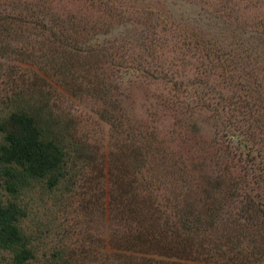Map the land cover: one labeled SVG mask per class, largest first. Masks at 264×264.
Here are the masks:
<instances>
[{
  "label": "rangeland",
  "instance_id": "1",
  "mask_svg": "<svg viewBox=\"0 0 264 264\" xmlns=\"http://www.w3.org/2000/svg\"><path fill=\"white\" fill-rule=\"evenodd\" d=\"M0 20V121L18 109L41 115L66 130L76 157L54 189L31 181L20 194L37 262L147 264L154 251L141 259L132 253L140 246H121L145 223L130 202L145 211L153 193L169 213L209 207L233 109L258 91L264 98V0H0ZM260 112L237 119L259 127ZM246 180L241 196L217 194L224 206L209 239L242 227L240 201L264 195L263 179ZM114 190L128 191L122 217Z\"/></svg>",
  "mask_w": 264,
  "mask_h": 264
},
{
  "label": "trees",
  "instance_id": "2",
  "mask_svg": "<svg viewBox=\"0 0 264 264\" xmlns=\"http://www.w3.org/2000/svg\"><path fill=\"white\" fill-rule=\"evenodd\" d=\"M84 35L88 36V31L87 34H80ZM77 38L71 41L63 39L66 41L64 45L78 52L80 43ZM261 92H256L249 100H243V105L233 109L235 114L231 115L236 118L233 121L235 128L228 132L232 144L225 147V157L217 165L218 174L209 191L212 192L209 207L196 210L189 204L188 209H184V206L180 212L175 210V213H169L167 209L155 205L158 197L151 193L149 198L150 201L153 199V203L143 211L136 206L137 200L141 204L140 200L133 197L130 202V207L135 205L132 213L144 216L145 223L140 221V225L137 219L135 231L134 226L130 227L128 239L121 246H140L132 253H142L137 255L141 259L148 256L149 249L154 251L150 259H144L147 264H264V195H259L256 201L247 195L243 205L240 201V212L245 221L242 227L231 225L232 229L221 239L207 237L215 227V221L221 219L224 205L220 206L222 199L219 196L223 188L230 190L229 197L234 198L241 196L239 189L248 187L247 178L264 181V151L255 149L253 143L257 130L264 136V98ZM255 108L256 111H262L260 117L256 118L260 128L253 123L248 124L250 120L237 119V116L245 117ZM106 114L108 122L115 126L116 116L108 112ZM48 122L41 115L25 109L12 111L0 121V255L3 256L0 264H39L22 228L27 215L20 194L31 181H45L50 189L57 187L65 178L64 171L69 159L74 156L65 140L66 130L52 128ZM113 129V135H118V127ZM237 146L242 150L238 157L232 150L238 149ZM236 160L243 161L241 170L237 171L239 175L233 171ZM118 193L121 197L115 195V190L112 191L111 205L119 204L113 209L122 217L129 212L128 199L125 197L128 191L120 190ZM166 202V207L173 204L169 200ZM164 216L166 220L162 225L159 219ZM169 217L174 219L170 220ZM149 219H154V222L147 224ZM137 231L142 233H135ZM205 233L206 236L203 235ZM58 258L59 255L51 259L49 264H70L65 258Z\"/></svg>",
  "mask_w": 264,
  "mask_h": 264
}]
</instances>
